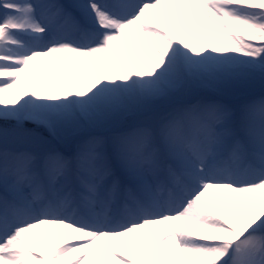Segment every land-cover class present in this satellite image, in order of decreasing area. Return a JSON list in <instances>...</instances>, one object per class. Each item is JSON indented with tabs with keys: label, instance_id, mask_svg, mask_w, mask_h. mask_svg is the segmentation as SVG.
I'll return each instance as SVG.
<instances>
[{
	"label": "snow or ice",
	"instance_id": "6c2138e0",
	"mask_svg": "<svg viewBox=\"0 0 264 264\" xmlns=\"http://www.w3.org/2000/svg\"><path fill=\"white\" fill-rule=\"evenodd\" d=\"M0 264H264V0H0Z\"/></svg>",
	"mask_w": 264,
	"mask_h": 264
},
{
	"label": "rangeland",
	"instance_id": "374dc122",
	"mask_svg": "<svg viewBox=\"0 0 264 264\" xmlns=\"http://www.w3.org/2000/svg\"><path fill=\"white\" fill-rule=\"evenodd\" d=\"M257 91H259V90L257 89Z\"/></svg>",
	"mask_w": 264,
	"mask_h": 264
}]
</instances>
